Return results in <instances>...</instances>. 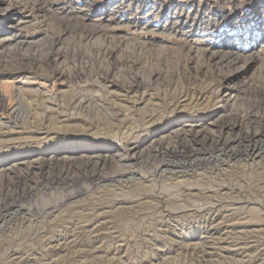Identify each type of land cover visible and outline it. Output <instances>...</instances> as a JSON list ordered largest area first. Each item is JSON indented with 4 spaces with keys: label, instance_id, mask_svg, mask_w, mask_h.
Masks as SVG:
<instances>
[{
    "label": "rangeland",
    "instance_id": "1",
    "mask_svg": "<svg viewBox=\"0 0 264 264\" xmlns=\"http://www.w3.org/2000/svg\"><path fill=\"white\" fill-rule=\"evenodd\" d=\"M0 103L4 125L19 121L17 132L38 135L0 142V172L24 160L98 154L105 158L101 170L124 173L92 184L71 172L68 182L22 196L14 205L32 209L24 224L30 231L86 220L85 210L93 208L101 216L87 220L99 222L101 233L91 244L78 232L66 254L33 244L16 221L0 237L9 238L1 242L0 264H11L9 256L27 246L35 255L18 264H264L263 155L235 154L219 169L204 162L180 179L162 172L163 165L187 161L188 148L147 156L153 144L171 145L175 132L191 125L216 133L223 119L241 118L232 136L243 143L246 131L264 129V0H0ZM216 153L201 150L192 158ZM83 186L88 190L65 198ZM178 186L188 194L181 211L170 209L163 220L144 212L146 192L179 194ZM45 203L57 207L49 211ZM198 203L208 206L199 211Z\"/></svg>",
    "mask_w": 264,
    "mask_h": 264
},
{
    "label": "bare ground",
    "instance_id": "2",
    "mask_svg": "<svg viewBox=\"0 0 264 264\" xmlns=\"http://www.w3.org/2000/svg\"><path fill=\"white\" fill-rule=\"evenodd\" d=\"M227 59H229L230 62L231 61L233 62L235 59H237V57L233 58L232 56H227ZM186 93H187V91H186ZM184 98H183V100H184ZM220 98H224V95H222ZM224 101H225V98H224ZM7 110H9L11 113H16V111H17L16 108H13L12 109V107H9ZM0 111H5V108L2 107L1 103H0ZM41 118H40V121H42ZM252 119L253 118H251V121H252ZM13 120L16 121L17 119L14 117ZM18 122H13L12 121V124H14L16 126L17 124H19ZM242 122L243 121L241 120V118H237V117H233V118H230L229 117L227 119H223L219 124H215L216 133H214V130L213 129L207 130V129H205V127H202V126H196V125L193 126V125H191V126H189V128H183V129H180L179 131H176L175 134H174V136H173L174 142H172L171 145H169L170 143H166L165 144V142H159V143L153 144L151 147L148 146L149 149L147 151V156L149 158V156L157 157L160 154L161 155H163V154H171V155L172 154H178L177 153L178 150L173 149V148L176 147V145L182 146L181 148H188L190 153H189V159L187 161H173L172 160V161H166V163L163 165V169L164 170H162V172L164 171V172H166V174H168L170 176H175L176 179L177 178L180 179L181 177H184L183 176L184 175L183 173L185 172L184 169H187L189 167L191 168L192 166H195V165H202V163H204V162H208V163L214 162L216 165H213V166H217V168L219 169V167L222 166V164H224V162L226 161V159H229V157H232L235 154H236V156H240V157L243 156V157L249 158L251 160H255V158H259V157L261 158V155L264 156V129L263 130L256 129V131L254 130L253 132L246 131L244 133V136L246 138H248V139H247V142L243 143L242 138H240V137H237L236 138L237 135L235 137L232 136V133L234 132V130H236V129L239 130V129L242 128ZM22 124H23V122H22ZM15 126H12V125L8 126L7 124L4 125V123L0 120V135H5L6 134L5 136L8 138L7 139V138H5L3 136L0 137V142L1 143H8L10 140H13L11 138H22V139H25V140L37 139V136H38L37 133L34 134L33 131L32 132L31 131L20 132L19 130H18L19 132H17L16 131V128H18V127H15ZM3 129H8L9 131L8 130H3ZM5 131H7V132H5ZM10 132H14V133H17V134H20V135H18L17 137L16 136L14 137V136L11 135L12 133L9 134ZM230 135L232 136V138L229 137ZM240 136H242V135H240ZM261 138H263V139H261ZM234 148H243V149L233 152V149ZM201 150H208L210 153H214L215 151H217L218 153H216V155H212V156H209V157L203 158V159H200L198 157L192 158L195 155L196 152L201 151ZM180 152H182V150H180ZM104 161H105V158L102 157V156H100V155H98V154L88 155V156H85L83 158H79L78 157V158H73V159L68 158V157H62V158H56L55 157L53 159H51V158L50 159H46V158H35V159H32V160L19 161L15 165H12V167H5V168H3V170L0 172V221L2 222L0 224V235H1L0 237H2V235H4L6 232H10L13 229V227H14L13 225L15 224V222L18 221L19 223L22 224V228H23V230L21 231L22 232L21 236H23L25 238H29V241L32 242L33 244H38V243H41L42 242V244H43L42 246H44V248L46 246H48V248H51V249H59V252H64V253L67 254L68 252H71L70 251V248H73L72 246L78 244V240L76 239V237H73V236H75L78 232H81V231L82 232H85L87 234V238L88 239H86V240H88L89 243L94 244V242L98 241V234L101 233L100 232L101 226L99 225V222H97V221H94L92 223L91 222H88L87 217L89 216L90 219H93L92 216H94V217L101 216L99 214L95 215V213H96V210L95 209L88 208L87 210H85L87 212V213L86 212L84 213V215L86 217V220H85L84 217L82 219L79 218L77 221H73V223H70V222L69 223H66L65 226L64 227L61 226V228H60V226H58L56 224H51V225L48 226V228L46 230H44V228H39V229L36 228L37 230H35L33 232V231H30L29 230L30 228L27 229V226L24 225V224H26L27 220L30 219V218H28V216L30 215V212L29 211L30 210L32 211V209L29 208L27 210V213H24V211L21 209V207H16L14 205V203L17 202L18 199H20L25 194H31L33 192V190L36 189V188H40L42 191H45V190L51 188L55 184L56 185L57 184L61 185L64 182H68L69 178H71L69 176L71 172H75V174H79L77 176H74L75 178L73 177L75 180H77L79 178H85L88 181H90L92 184H95L96 181L97 182L99 181V182H107V183L109 182L110 183L111 181H115V180L118 181V179H121V177L124 176V173H121V172H119V173H115V172L108 173L106 171L101 170L100 167L101 168L103 167L101 165L104 163ZM45 169H47V174L46 175H44V173H43V170H45ZM181 172H183V173H181ZM129 173L131 175H134V171H129ZM179 173L181 175H177ZM261 175H262V173H261ZM33 176H34V178H32ZM151 177H153V176H151ZM133 179H134V177H133ZM260 180H261V178H260ZM131 185H132V183H131ZM102 187H103V185H102ZM84 188L87 191L89 187H84L83 186L81 188L79 187V189L74 190L73 192L72 191L71 192H68L70 194H68L67 197H65V198L73 197V195H76V196L80 195L81 192L84 190ZM136 188H138V185H137ZM177 188H178L179 194H177V193H175V194H168V193H163L162 191L160 193H153V192H149L148 193V192H146L147 194L144 197H145V199L148 200L147 204H149V205L147 206L148 208H146L147 210L144 211V212L148 216H152V215L156 214V215H158V217L161 218V219L158 218L159 220H163L164 217H169L170 212L172 211L170 209H179L181 211V209H182V207L184 205H182L183 203L182 204H180V203L183 202V201H185V199L183 197H185V195H188V194H183L184 193V189L182 188V186H178ZM229 190H228V192H229ZM259 190H260V188H259ZM135 191H137V189ZM230 193H232V192L230 191L228 194H230ZM97 196H99V195H97ZM61 197H63V196H61ZM63 198H61V199L63 200ZM181 198H182V200H181ZM198 199H200V198H198ZM198 199H195V201H198ZM111 201H112V199H111ZM145 203H146V201H145ZM10 204L13 205V207ZM46 204H47V210L49 209V211L52 210L53 208L57 207V206H54V204L52 206V204H50V203H45V207L44 208H46ZM205 204L206 203H203V204H199L198 203V204H195L194 206H195L196 210H199L200 211V210H202V209L205 208L204 206L207 205V204L206 205ZM180 205H182V206H180ZM218 206H220V205H218ZM35 207H37V206H35ZM161 207H164L165 208V210L167 212V215L163 212V210H160ZM213 208H215V206ZM33 209H36V208H33ZM221 209H223V206L221 207ZM39 211H41V210H39ZM70 211H67V212L69 213ZM147 211H149V212H147ZM214 211L221 212L222 210H220L219 208H215ZM39 213H41V212H39ZM43 213H44V211H43ZM137 214H138V212L136 213V215ZM35 215H36V213H35ZM78 215L79 214H77V218L78 217H81V216H78ZM133 216H134V214H133ZM71 217L72 216H70L68 219L70 220ZM222 217H225V216L222 215ZM172 218H174V217H172ZM223 219H225V218H223ZM143 220H145V219H143ZM82 223L83 224L85 223V225H82ZM140 224H136V226H138ZM145 227H146V224H145ZM62 229L64 230V233L62 235H58V236H55L54 235L55 232H57V233L58 232H63ZM104 229H105V227H104ZM112 229H115V228L113 227ZM204 230H205L204 233L208 235L207 237L212 238L211 237L212 236V233L208 232L209 230H206V229H204ZM210 231H211V229H210ZM18 232H19V230H18ZM77 237H79V236H77ZM4 238L3 239L2 238L0 239V245H2L1 242L3 243L5 240L9 241V238H7V237H4ZM220 239L221 238L219 237V240ZM221 241H222V239H221ZM206 243L208 244V242H206ZM201 244H203V243H201ZM88 246H89V244H88ZM203 248H204V245H203ZM96 249H97V247H96ZM14 250H16V248ZM93 250H95V249H93ZM39 251H42V250H39ZM88 251H89V249H88ZM29 252H30V254H29ZM84 252H87V251H84ZM15 254L17 255L16 252H13L12 255L9 254L10 255L9 256V260H10L9 262L11 264H15V263L18 264L17 262H19V261H17V260H20L21 261V260L25 259L26 257H28V255H33L34 252H33L32 249H30V247L27 246V248H25V251L24 252L18 254L17 256ZM74 254H73V256H74ZM38 255H40V253ZM11 259H15V260L12 261ZM63 259H65V257ZM192 259H194V258H192ZM203 260L204 259H202V261ZM195 261H196V259H195ZM27 263H29V261ZM198 263H199V261H198ZM21 264H23V263H21ZM42 264H103V263H101V262H99V263L98 262H92V261L91 262L76 261V259H75V261H68V262L67 261H57V260L54 261V260H49L48 262H45V263H42Z\"/></svg>",
    "mask_w": 264,
    "mask_h": 264
}]
</instances>
